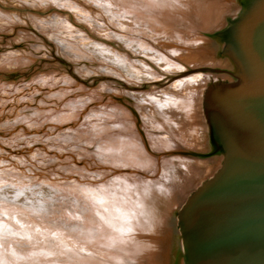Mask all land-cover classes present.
Masks as SVG:
<instances>
[{
  "label": "bare ground",
  "instance_id": "obj_1",
  "mask_svg": "<svg viewBox=\"0 0 264 264\" xmlns=\"http://www.w3.org/2000/svg\"><path fill=\"white\" fill-rule=\"evenodd\" d=\"M57 1L76 15L90 13L81 3ZM87 1L121 29L116 37L139 59L112 50L102 40L91 44L94 52L106 55L109 65L123 71L135 88L163 76L168 79L188 67L198 68L182 75L206 74L178 79L165 91H132L127 96L142 105L137 114L121 105L100 111L98 117L91 115L93 131L87 136L94 138V146L99 145L98 157L94 155L99 161L97 169H84L90 173L88 180L57 183L2 168L0 264H182V248L177 256L175 243L179 240L181 247L178 212L174 214L173 208L196 183L204 179L203 184L216 173L205 178L209 162L198 156L208 145L211 149V143L216 150L211 139L207 142L202 115V96L217 83L206 88L207 78L214 74L234 80L230 74L202 71L210 67L200 66L217 60L215 66L223 67L225 61L218 56L222 48L231 68L215 69L237 71L224 52L219 32L216 38L213 32L227 26V15L234 11L238 15L242 0ZM0 16L13 17L1 12ZM75 118L60 116V124L75 123ZM217 157L221 166L223 156L217 153ZM33 188H41L40 195L57 193L50 212L52 202L42 204L40 198L38 202L32 197Z\"/></svg>",
  "mask_w": 264,
  "mask_h": 264
},
{
  "label": "rangeland",
  "instance_id": "obj_2",
  "mask_svg": "<svg viewBox=\"0 0 264 264\" xmlns=\"http://www.w3.org/2000/svg\"><path fill=\"white\" fill-rule=\"evenodd\" d=\"M56 1L0 0V12L13 16L10 19L0 16V170L12 168L28 176L36 175L48 181L69 184L75 183L72 182L75 180L90 179V173L84 169L93 171L92 168H98L99 160L96 157L99 145L94 146V138L90 140V135L87 136L88 132L93 131L91 115L98 117L100 111L121 105H127L137 114L141 104L128 97L132 91L134 94L146 90L165 91L178 79L206 73L182 75L188 69L198 68L188 67L168 79L163 76L164 79L161 77L155 83H139L141 86L135 88L123 76V71L110 66L108 57L94 52L91 45L95 40H102L108 42L107 46L114 51L131 53L116 37L121 29L99 7L87 0H72L90 9L85 17V14L76 15L74 9L69 10L64 2ZM235 12L227 15V18L236 16ZM221 29L213 32L215 38ZM221 52L222 48L218 56L225 61L223 67L215 66L217 60L200 67L231 68ZM130 56L133 60L139 59L132 53ZM211 75L207 78L206 88L211 83L231 79L225 75ZM80 113L79 117L77 114ZM70 114L77 121H63L60 124V116ZM204 126L210 144L206 121ZM75 133L83 136V139H75ZM211 146V149L208 145L205 151L198 153V156L204 157L202 160L209 162L207 179L220 168L215 146L212 143ZM202 181L196 183L173 208L174 214ZM167 185H170L169 182ZM40 189H31L32 197L38 202L41 199L42 204L52 202V206L47 208L50 212L55 207L53 203H57L58 195L53 191L40 195L37 192ZM60 211L65 212L64 209ZM175 243L178 256L180 241Z\"/></svg>",
  "mask_w": 264,
  "mask_h": 264
},
{
  "label": "water",
  "instance_id": "obj_3",
  "mask_svg": "<svg viewBox=\"0 0 264 264\" xmlns=\"http://www.w3.org/2000/svg\"><path fill=\"white\" fill-rule=\"evenodd\" d=\"M218 37L237 71L204 94L222 164L177 213L182 264H264V0H242Z\"/></svg>",
  "mask_w": 264,
  "mask_h": 264
}]
</instances>
